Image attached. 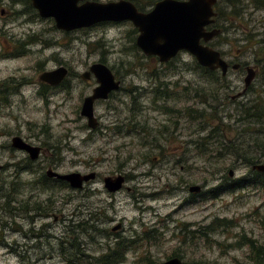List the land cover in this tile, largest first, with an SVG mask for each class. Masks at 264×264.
<instances>
[{
	"label": "rangeland",
	"instance_id": "1",
	"mask_svg": "<svg viewBox=\"0 0 264 264\" xmlns=\"http://www.w3.org/2000/svg\"><path fill=\"white\" fill-rule=\"evenodd\" d=\"M217 1L227 11L231 3L240 7L239 15L215 20L226 29L209 45L226 61L255 69L243 93V68L228 69L222 78L216 72L219 78L209 84L187 51L165 63L144 55L130 21L63 30L29 0H0V187L4 192L12 184L10 201L0 198V264H99L117 240L124 247L116 264H158L172 255L183 264L264 262V250L252 251L249 241L264 243V188L246 185L209 197L224 174L236 179L251 170L239 162L228 167L231 158L202 154L198 144L211 125L234 124L237 104L264 98V6ZM94 62L105 64L120 84L93 102L98 124L89 128L79 111L95 79L80 74ZM58 66L69 70L65 83L37 80L39 72ZM210 89L217 99L201 103L195 94ZM188 107L202 111V121L187 116ZM261 135L241 137L252 146ZM13 136L42 149L29 168L26 153L10 146ZM207 142V150L221 147L219 137ZM47 168L94 171L95 178L79 189L36 182ZM116 174L124 182L109 193L102 178ZM194 184L201 187L197 195L188 190Z\"/></svg>",
	"mask_w": 264,
	"mask_h": 264
},
{
	"label": "water",
	"instance_id": "2",
	"mask_svg": "<svg viewBox=\"0 0 264 264\" xmlns=\"http://www.w3.org/2000/svg\"><path fill=\"white\" fill-rule=\"evenodd\" d=\"M33 8L41 17H52L54 26L63 30L88 27L100 22H117L128 20L137 30L135 45L147 56H155L161 63L169 61L179 51L190 53L196 63L208 70H218L221 76L227 71V62L219 50L210 47L207 43L219 33L213 25L216 15L213 5L216 0H158L147 12H140L128 0L99 2L84 0H29ZM239 63L232 64L235 69ZM243 78L244 87L254 77V70L246 66ZM92 73L96 86L91 94L85 96L80 107V115L86 119L89 128H95L97 120L93 115V102L96 99H106L109 92L119 87V80L113 78L110 69L102 63L90 64L88 71L81 77L87 78ZM66 74V68L58 66L53 70L42 71L37 75L39 82L49 85L58 84ZM12 148L24 151L30 160H35L42 149L33 146L18 136L10 139ZM1 167V165H0ZM251 170L264 172V162L254 163ZM231 176L232 170L228 169ZM49 178L62 180L72 189H79L82 185L95 178V172L80 173L77 171L59 173L51 168L45 170ZM124 182L121 174L107 175L102 178L104 189L113 193L119 190ZM191 192L201 190L200 185L188 186ZM120 225L117 222L112 229ZM158 264H183L182 259L172 255ZM196 264V263H194Z\"/></svg>",
	"mask_w": 264,
	"mask_h": 264
},
{
	"label": "trees",
	"instance_id": "3",
	"mask_svg": "<svg viewBox=\"0 0 264 264\" xmlns=\"http://www.w3.org/2000/svg\"><path fill=\"white\" fill-rule=\"evenodd\" d=\"M153 0H149L151 3ZM228 2V1H226ZM264 6V0H259L255 3V7ZM215 9V17L214 19L217 20L219 18L227 21V16H237L240 12V7L236 3H231L229 6V9L225 8H219V2H215L214 4ZM224 22V21H222ZM216 27L219 28V33L215 38H219V34L226 29V26L222 25H216ZM30 43V42H29ZM262 62V69H264V58L261 59ZM197 66V65H196ZM198 69H200L201 73L207 77H209V84L216 81L219 77H216L214 71H210L204 67L197 66ZM222 78V76H220ZM208 93H205V91H199L195 95L199 98V101L201 103L208 104V102H213L217 99L216 89L208 90ZM247 103V104H246ZM243 104H237L239 107V113H237V116L233 119L234 124L226 123V122H218L215 123L213 126L211 125L208 131H206L205 135L199 136L198 144L202 146L200 149V152L202 154H205L206 152L210 155H214L215 158H222L223 159H229L230 163L228 167L233 166L234 164L242 163L243 166H249L251 167L254 163H259L261 160H264V98H261L257 96L253 100H249L248 102ZM188 110H185V113L187 116H190L193 119H199L202 121L204 118L202 111H195V110H189L190 108H187ZM235 125V126H234ZM242 125V126H241ZM257 125V127H255ZM241 126V127H239ZM219 128V129H218ZM217 131H220V133H217ZM233 132L234 137H228V132ZM247 132H258L262 134L260 137L255 136L253 139V145L252 146H246L244 145L245 139L241 137V134L247 133ZM219 137L221 139L220 145L221 147H213L210 149H206L205 147L208 144L207 141L209 139H217ZM223 141V142H222ZM249 147L253 148V150L249 149ZM27 157V156H26ZM30 159L27 157L24 159L25 165H28V168L30 166ZM14 166L17 167V164H14ZM24 166V165H23ZM27 169V168H26ZM251 170V168H250ZM228 175V172H226ZM223 181H221L217 186L211 187V189L208 191L210 197H216L218 196L222 191H234L236 189L242 188L246 185H260L264 188V172H257L254 170H251L247 175L240 176L236 179H228L226 178V175H223ZM36 182H39L40 184H50V183H57L64 185L65 182L62 180H58L55 178H49L46 176L45 172L41 173L37 179ZM9 188L2 191V187H0V198L4 199L3 204H7L10 201V189L12 184L9 183ZM12 209H10L11 211ZM26 211V209H25ZM221 220V219H220ZM217 219L211 220L210 223L216 224ZM219 221L218 223H220ZM251 242L250 246H252V251L254 252H260L262 249L264 250V243L259 245H254L252 240H249ZM72 245H75V243H71ZM114 248L109 249L107 253H104L101 255V257L97 260L99 264H116L120 261L121 254L120 251L122 250V247L124 245L121 243L120 240H117V242L114 243ZM256 253V254H257ZM262 254L264 253L261 252ZM178 254V253H176ZM263 259V257H261ZM150 261V260H149ZM151 264H154L150 261ZM259 264H264L263 260L258 261Z\"/></svg>",
	"mask_w": 264,
	"mask_h": 264
},
{
	"label": "flooded vegetation",
	"instance_id": "4",
	"mask_svg": "<svg viewBox=\"0 0 264 264\" xmlns=\"http://www.w3.org/2000/svg\"><path fill=\"white\" fill-rule=\"evenodd\" d=\"M128 1H130V2L136 7V9H137L138 11H140V12H147V11H149V10L153 7L154 3H155L156 1H158V0H153L152 3H150L149 0H143V2H139V0H128ZM147 4L150 6V8H149L148 10H144V6L147 5ZM122 21H123V20H122ZM127 21H128V20H127ZM115 22H116V21H115ZM115 22H114V23H115ZM117 22H118V21H117ZM100 23H101V22H100ZM104 23H106V22H104ZM108 23H111V22H108ZM213 39H214V37H213L211 40H213ZM211 40H210L208 43H210ZM29 42H32V41L29 40ZM179 52H180V51H179ZM146 56H147V55H146ZM150 56H151V55H150ZM175 56H176V55H175ZM175 56H173V57H175ZM173 57H172V58H173ZM172 58H171V59H172ZM226 62H227V64H228V65H227V71H228V69H231L232 64L237 63V61L234 62V61H231V60H227ZM238 63H239V62H238ZM197 66H198V65H197ZM246 66H248L246 63H239V66L236 67L234 70H238L239 68H243L244 71H245V74H246V70H245ZM62 67H63V66H62ZM64 68H65V67H64ZM252 68H253V67H252ZM54 69H55V68H54ZM88 69H89V67H88L87 70H85L84 72L88 71ZM51 70H53V69H51ZM253 70H254V74H255V69L253 68ZM44 71H48V70H44ZM212 71H214L215 73L218 72L217 70H212ZM227 71H226V73H227ZM41 72H42V71H41ZM84 72H83V73H84ZM39 73H40V72H39ZM39 73H38V74H39ZM68 73H69V70L66 68V74H65V76H67ZM83 73H82V74H83ZM226 73H225V75H226ZM38 74H37V75H38ZM82 74H80V77H81ZM245 74H244V75H245ZM225 75H224V76H225ZM65 76H64V77H65ZM64 77H63L62 80L58 83L59 85H58V84H56V85L60 86V85L62 84V82L65 83L66 80L63 81V80L65 79ZM114 77H115V76H114ZM81 78H82V77H81ZM92 78L95 79V77L93 76V74H92V73H88L87 78H85V79H92ZM243 78H244V77H243ZM82 79H83V78H82ZM114 79H117V78L115 77ZM117 80H118V79H117ZM41 83H43V82H41ZM46 84H47V83H46ZM249 84H250V83H249ZM249 84H248V85H249ZM48 85H49V84H48ZM248 85H247V86H248ZM50 86H55V85H50ZM95 86H96V80H95ZM95 86H94V87H95ZM247 86L244 87V85H243V89L241 90V93H243V92L246 91ZM94 87L91 88L89 94H91L92 89H93ZM109 93H110V92H109ZM109 93H108V94H109ZM89 94H87V95H89ZM87 95H85V96H87ZM85 96H83V98H84ZM107 96H108V95H107ZM83 98H82V99H83ZM97 124H98V121H97Z\"/></svg>",
	"mask_w": 264,
	"mask_h": 264
},
{
	"label": "bare ground",
	"instance_id": "5",
	"mask_svg": "<svg viewBox=\"0 0 264 264\" xmlns=\"http://www.w3.org/2000/svg\"><path fill=\"white\" fill-rule=\"evenodd\" d=\"M113 75V74H112ZM113 78H114V75H113ZM117 80V79H116ZM92 108H93V105H92ZM64 182V181H63ZM66 183V182H65ZM190 193H193V194H195V195H197L198 193H200V190L199 191H197V192H191V191H189ZM222 193V192H221ZM210 197V196H209ZM217 197V196H216ZM211 198H215V197H211Z\"/></svg>",
	"mask_w": 264,
	"mask_h": 264
}]
</instances>
